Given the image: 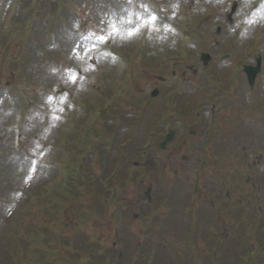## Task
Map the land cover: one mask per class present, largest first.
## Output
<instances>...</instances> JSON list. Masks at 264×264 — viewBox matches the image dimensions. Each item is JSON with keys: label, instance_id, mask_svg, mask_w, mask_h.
Masks as SVG:
<instances>
[{"label": "rangeland", "instance_id": "rangeland-1", "mask_svg": "<svg viewBox=\"0 0 264 264\" xmlns=\"http://www.w3.org/2000/svg\"><path fill=\"white\" fill-rule=\"evenodd\" d=\"M30 1L0 0V264H81L75 250L100 253L108 247L112 255L146 258V264H214L220 250L230 264L236 247L225 242L226 231L253 236L259 229L256 218H234L229 212L234 203L224 194L238 188L242 166L238 172L233 165L240 163V144L213 171L219 175L210 191L216 200L201 198L193 176L179 184L174 167L158 159L147 169L143 140L136 136L141 121L134 122L146 98L139 91L148 92L156 74L175 83L171 61L175 71L198 63L199 52L209 46L210 27L211 33L223 27L222 50L214 49L218 57L230 51V63L251 61L262 51L264 59V0H238L233 23L224 21V13L234 0H80L64 12L63 0H48L42 27L34 26L37 5ZM240 21L249 41L241 51L232 45L241 34ZM259 83L264 87V64ZM259 96L264 103V88ZM185 154L191 161L189 151ZM156 171L163 180L157 181ZM175 184L181 190L173 201L168 187L173 192ZM186 191L205 202L198 216L193 207L180 225L176 213L182 212ZM218 208L216 220L209 212L214 217ZM261 208L264 224V204ZM8 239L21 241L14 245Z\"/></svg>", "mask_w": 264, "mask_h": 264}, {"label": "flooded vegetation", "instance_id": "flooded-vegetation-1", "mask_svg": "<svg viewBox=\"0 0 264 264\" xmlns=\"http://www.w3.org/2000/svg\"><path fill=\"white\" fill-rule=\"evenodd\" d=\"M214 43L217 47L220 46L218 41ZM209 54L206 66L193 67L192 63L186 64L184 68L180 67L178 81L175 83L156 76L155 80L158 81L151 89H157L156 96L149 98L148 93V97L142 100L143 116L140 126L143 127V132L139 131L138 134L143 139H150L151 144L144 149L141 158L146 161L149 170L151 161L156 159L162 160L158 163H163L165 167L173 166L176 175L174 181L179 184L187 182L184 176L189 181L192 179L189 176H193L201 192L200 197L212 195L216 200L217 195L210 191L213 190V181L219 175H213V171H220L228 163L222 161L224 154L236 150L240 144V163L233 165L238 172V166H242V172L237 177L238 188L235 186L232 194L230 190H225L224 194L233 201V207L242 216L258 218L261 215L260 198L264 179V110L262 100L258 102L257 98H260L259 88H262L259 80L263 73L264 59L261 55H254L251 61L238 59L231 62L238 65V74L232 77L229 67L231 54L223 53L217 58L211 49ZM257 58L260 59L261 67L250 86L244 68L246 65H255ZM219 59L228 63L227 69L223 70V66H210L212 63L220 64ZM187 72L192 77H185ZM171 74L175 76L176 72ZM140 94H144L143 89ZM166 116L169 121H166ZM166 124L169 128L166 127L164 131ZM169 134V139L162 143ZM188 151L192 155L191 161L185 154ZM178 171L182 176L177 175ZM157 174L159 179L163 178L162 174ZM236 193L238 196H235ZM198 196L196 194L194 198ZM201 198H197L198 203L203 201ZM210 202L212 204L213 200ZM206 203L209 207L207 200ZM202 207L203 204H198V207L196 205L198 215Z\"/></svg>", "mask_w": 264, "mask_h": 264}, {"label": "trees", "instance_id": "trees-1", "mask_svg": "<svg viewBox=\"0 0 264 264\" xmlns=\"http://www.w3.org/2000/svg\"><path fill=\"white\" fill-rule=\"evenodd\" d=\"M42 1L41 0H38V4H37V10H36V26L38 27H42L43 26V16L44 14L41 12V9H42V6L44 5V2L43 4H41ZM39 33V32H38ZM81 215H78V218L77 219H80ZM23 239V238H21ZM21 239H18L19 241H21ZM16 240V239H15ZM14 239H8L7 242L8 243H13L14 245L17 244V241H15ZM13 244H10V245H13ZM106 252V251H104ZM91 253L90 251H82L81 253H85V255H82L81 253H78L76 252V250L74 251V253L76 254L77 258L81 260V258L83 259L82 263L81 264H127V262L125 260H123L122 258L120 260H117L115 258H113L112 256L107 258V255L108 253ZM247 252L246 251V254L244 256H242V262L244 261V264H249V261L252 259L250 257H248L247 255ZM255 256H257V261L255 263H250V264H264V241L260 243L259 245V248L257 249L256 251V254ZM81 257V258H80ZM238 259H241V256L238 255L237 257V260ZM49 264H59V261H55L54 263L52 262H47ZM239 263H241V260H239ZM130 264H140V262H130ZM216 264H224L223 262V258H218L217 259V262Z\"/></svg>", "mask_w": 264, "mask_h": 264}, {"label": "snow or ice", "instance_id": "snow-or-ice-1", "mask_svg": "<svg viewBox=\"0 0 264 264\" xmlns=\"http://www.w3.org/2000/svg\"><path fill=\"white\" fill-rule=\"evenodd\" d=\"M156 18L155 17H152V20H155Z\"/></svg>", "mask_w": 264, "mask_h": 264}]
</instances>
